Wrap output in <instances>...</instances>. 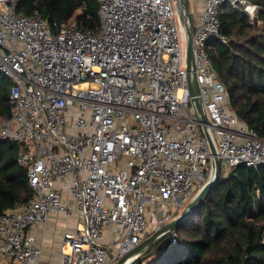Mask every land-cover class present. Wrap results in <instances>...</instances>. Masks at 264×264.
<instances>
[{"label":"built area","instance_id":"1","mask_svg":"<svg viewBox=\"0 0 264 264\" xmlns=\"http://www.w3.org/2000/svg\"><path fill=\"white\" fill-rule=\"evenodd\" d=\"M18 2L0 0V73L10 81L0 139L18 144L30 196L0 214V264H40L33 230L52 216L65 221L61 264H115L213 178L207 137L223 176L264 164V139L229 107L208 54L211 38L227 41L220 7L253 23L256 5L202 0L194 9L204 125L189 93L178 0H97V32L22 15Z\"/></svg>","mask_w":264,"mask_h":264},{"label":"trees","instance_id":"2","mask_svg":"<svg viewBox=\"0 0 264 264\" xmlns=\"http://www.w3.org/2000/svg\"><path fill=\"white\" fill-rule=\"evenodd\" d=\"M254 22L224 3L218 17L221 42L208 41L211 63L228 92L229 107L264 139V0ZM17 13L100 30L97 0H19ZM260 21V24H257ZM10 81L0 73V120L10 116ZM18 144L0 139V214L30 196L26 171L16 162ZM179 215L176 214V216ZM131 264H264V164L236 165L220 173L205 200Z\"/></svg>","mask_w":264,"mask_h":264},{"label":"water","instance_id":"3","mask_svg":"<svg viewBox=\"0 0 264 264\" xmlns=\"http://www.w3.org/2000/svg\"><path fill=\"white\" fill-rule=\"evenodd\" d=\"M178 3H179L180 14H181L180 18L182 22L185 24L184 26H185V35H186V71L188 75L189 93L191 96V101L195 104L196 110L200 115V122L205 125L207 121L202 111L201 103L199 101L198 87H197L195 74H194L193 66H192L193 20H192L191 14L188 11L186 0H178ZM207 139L209 142L210 153L213 156V160H214L215 171H214L213 178L210 179L202 187V189L184 206V208L179 213V215H177L174 219H172L167 224L163 225L159 230L152 233L147 238L143 239L138 245L135 246V248L132 251H130L125 256H123L115 264H126L128 259H130L131 257H136L139 254L146 251L147 249H149L153 244L159 241L167 232L173 230L183 218H185L190 213H192L205 200L211 188L217 183L220 177V173H221L220 172L221 166H220V162L218 158L216 157L215 148L212 145L210 139L208 137Z\"/></svg>","mask_w":264,"mask_h":264},{"label":"crops","instance_id":"4","mask_svg":"<svg viewBox=\"0 0 264 264\" xmlns=\"http://www.w3.org/2000/svg\"><path fill=\"white\" fill-rule=\"evenodd\" d=\"M188 2L191 5L193 14L195 13L194 9L201 7L202 5V0H197L194 3H192L191 0H188ZM194 22H196V18L194 19ZM64 222L65 221L62 217L52 216L45 225H39L33 230L37 243L41 245L43 249L40 264H61L59 256V245L61 239L56 236L53 228L55 226H60L61 229L64 228Z\"/></svg>","mask_w":264,"mask_h":264},{"label":"rangeland","instance_id":"5","mask_svg":"<svg viewBox=\"0 0 264 264\" xmlns=\"http://www.w3.org/2000/svg\"><path fill=\"white\" fill-rule=\"evenodd\" d=\"M186 2H187V8H188V11H189V13L191 14V16H192V20H193V22H194V19L196 18L197 13H196V11L194 10L195 13L193 14L190 3L188 2V0H186ZM195 14H196V15H195ZM190 200H191V199L187 200L186 202H184L182 205H180L178 208L175 209V211H174V216H175V217H176V214H178V213H180V212L182 211V209L184 208V206H185ZM54 230H55V231H54ZM53 231L55 232L56 236H58L59 238H61L59 233H61L62 229H61L60 226H55V227L53 228Z\"/></svg>","mask_w":264,"mask_h":264},{"label":"clouds","instance_id":"6","mask_svg":"<svg viewBox=\"0 0 264 264\" xmlns=\"http://www.w3.org/2000/svg\"><path fill=\"white\" fill-rule=\"evenodd\" d=\"M194 25V24H193Z\"/></svg>","mask_w":264,"mask_h":264}]
</instances>
